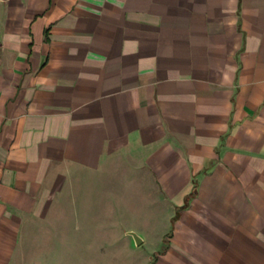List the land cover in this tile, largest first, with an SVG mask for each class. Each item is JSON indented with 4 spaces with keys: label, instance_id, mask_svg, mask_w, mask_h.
Listing matches in <instances>:
<instances>
[{
    "label": "crops",
    "instance_id": "obj_1",
    "mask_svg": "<svg viewBox=\"0 0 264 264\" xmlns=\"http://www.w3.org/2000/svg\"><path fill=\"white\" fill-rule=\"evenodd\" d=\"M124 158L145 264H264V0H0V264Z\"/></svg>",
    "mask_w": 264,
    "mask_h": 264
},
{
    "label": "rangeland",
    "instance_id": "obj_2",
    "mask_svg": "<svg viewBox=\"0 0 264 264\" xmlns=\"http://www.w3.org/2000/svg\"><path fill=\"white\" fill-rule=\"evenodd\" d=\"M140 173L128 159H117L102 169L99 194L84 200L82 172L75 171L49 213L25 221L12 264H145L144 251L155 245V235L133 247L125 230L147 223L145 211L132 213L147 206L130 180Z\"/></svg>",
    "mask_w": 264,
    "mask_h": 264
},
{
    "label": "water",
    "instance_id": "obj_3",
    "mask_svg": "<svg viewBox=\"0 0 264 264\" xmlns=\"http://www.w3.org/2000/svg\"><path fill=\"white\" fill-rule=\"evenodd\" d=\"M127 233H128L129 235L132 236L135 245H139V244H141V242H142V238H141V236H140L139 234H137V233H136L135 231H133V230H127Z\"/></svg>",
    "mask_w": 264,
    "mask_h": 264
}]
</instances>
